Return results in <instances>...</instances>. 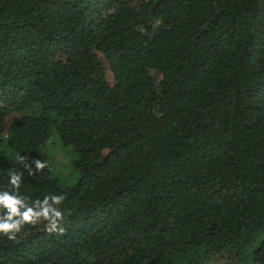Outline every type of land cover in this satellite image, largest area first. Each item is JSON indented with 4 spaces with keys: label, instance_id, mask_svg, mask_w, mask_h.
Returning <instances> with one entry per match:
<instances>
[{
    "label": "trees",
    "instance_id": "16d2710c",
    "mask_svg": "<svg viewBox=\"0 0 264 264\" xmlns=\"http://www.w3.org/2000/svg\"><path fill=\"white\" fill-rule=\"evenodd\" d=\"M9 169L65 232L0 235V264H264V0H0Z\"/></svg>",
    "mask_w": 264,
    "mask_h": 264
},
{
    "label": "clouds",
    "instance_id": "9594fccd",
    "mask_svg": "<svg viewBox=\"0 0 264 264\" xmlns=\"http://www.w3.org/2000/svg\"><path fill=\"white\" fill-rule=\"evenodd\" d=\"M17 162L23 163L27 157L17 155ZM35 169L25 163V170L29 175L43 171L48 167L47 162L35 159ZM9 185L12 190H0V235L14 240L26 225L35 226L41 222L49 233L63 235L64 212L60 209L65 197L63 195H46L43 199L29 202V198L19 193L22 176L14 169L8 170Z\"/></svg>",
    "mask_w": 264,
    "mask_h": 264
},
{
    "label": "rangeland",
    "instance_id": "374dc122",
    "mask_svg": "<svg viewBox=\"0 0 264 264\" xmlns=\"http://www.w3.org/2000/svg\"><path fill=\"white\" fill-rule=\"evenodd\" d=\"M44 151L54 165V172L61 184L70 186L77 181L79 175L73 168L74 154L71 148L63 147L59 139H51Z\"/></svg>",
    "mask_w": 264,
    "mask_h": 264
}]
</instances>
